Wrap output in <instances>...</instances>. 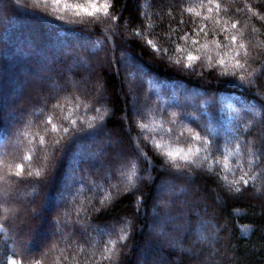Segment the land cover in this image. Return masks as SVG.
Returning a JSON list of instances; mask_svg holds the SVG:
<instances>
[{
  "label": "trees",
  "instance_id": "obj_1",
  "mask_svg": "<svg viewBox=\"0 0 264 264\" xmlns=\"http://www.w3.org/2000/svg\"><path fill=\"white\" fill-rule=\"evenodd\" d=\"M67 2L93 17L54 0H0V189H24L57 228L25 249L14 234L32 227L13 219V195H0V264H264V0ZM39 76L55 90L25 91ZM129 83L156 103L135 120ZM117 133L133 156L130 183L97 167L95 151L114 149L98 139ZM189 148L191 163L180 158ZM163 181L188 193L161 208ZM159 214L185 224V249L153 244L147 227Z\"/></svg>",
  "mask_w": 264,
  "mask_h": 264
},
{
  "label": "rangeland",
  "instance_id": "obj_2",
  "mask_svg": "<svg viewBox=\"0 0 264 264\" xmlns=\"http://www.w3.org/2000/svg\"><path fill=\"white\" fill-rule=\"evenodd\" d=\"M1 17H3L1 15ZM0 17V18H1ZM121 61L124 59L123 52L120 54ZM102 65H106V61L103 58L101 60ZM51 79H46L45 77H37L35 80L30 84L25 86V91L28 93H32L33 95L36 94L39 97V94L45 90V85L49 86V90H55V83L51 84ZM127 87V93L129 94L130 100V117L131 119L135 120L139 115H147L152 110L155 109V101L149 102L145 94L138 95L136 91L134 90V87L131 83L126 84ZM96 92L100 93V89H96ZM97 94V93H96ZM37 97V98H38ZM171 120H174V117H171ZM210 128V126H209ZM181 126L177 130V133L181 131ZM263 139V136L261 137ZM125 139L122 135L117 133L115 137H110L109 135H106L104 137H100L96 143L95 146L101 147L102 144L105 142H108L109 145L114 149H111L112 154L109 158H106L103 154V151L96 150V155L98 156L99 162L97 163V167H105V174H103L104 177H108V171H114L116 175H118L119 180L121 181L120 177L123 178V180L127 183L129 182V167L130 162L133 158L131 156L130 147L126 145ZM100 142V143H99ZM130 154V155H128ZM264 162V161H263ZM96 165V164H95ZM101 165V166H100ZM264 166V163H263ZM107 169V170H106ZM107 172V173H106ZM127 183H125L127 185ZM161 186L157 190V199L156 203L160 204V207L163 208V205L165 206L168 202H173L176 200L177 196H181L182 194L188 193V189L182 190L180 192H177V186L175 183L170 182L169 184H166V181L161 182ZM187 186V185H186ZM188 187V186H187ZM260 190L261 194H263L264 198V186L261 187ZM256 192H258L256 190ZM11 188H5V190L0 189V195L2 199L7 201V195L11 194L13 195V203L11 206H9V212L12 213L13 219H17L18 223H24L27 222L28 225L32 227L31 232H29L27 235H22L21 233L15 232V237L21 242V245L28 249L30 246H32L35 243H39L37 246V249L41 248L43 245L44 239H51L54 235V230L57 228L54 227L51 224H43V214L46 211V205L41 203V206L39 208H33L32 206H27V200H28V192H26L24 189L15 192V194H12ZM33 213V214H32ZM35 213V216H34ZM153 212L151 211L150 214ZM33 215V216H32ZM168 216V217H167ZM37 217V218H36ZM34 220V221H33ZM67 219L61 218V222L65 223ZM181 223V222H180ZM174 224L180 225L178 228L173 229ZM182 225H185L184 223ZM179 222H174L171 218H169V214H159L157 215L153 221H150L147 227L148 237L152 239L153 244L158 243L161 246H167L172 247L175 245L177 250H183L186 247H184V241L183 238H181L182 233L184 232V227ZM210 230L211 228H214L213 224H210ZM124 227V223H122L119 227L116 228H110L109 232H115L119 233V230ZM171 227V228H170ZM68 231L66 232L64 230L62 237L66 238L71 233L74 232L75 226L68 225L67 226ZM77 234L79 236H84V238L89 237L92 233L85 230L84 226L77 225ZM180 231V232H179ZM180 233V234H179ZM96 232H94V235ZM212 233H209V236L219 237V235L216 233L215 235H211ZM40 239H43L40 241ZM53 239V238H52ZM179 239V240H178ZM194 238L191 242H194ZM40 241V242H39ZM211 243V241H210ZM191 244V243H190ZM193 244V243H192ZM20 245V244H19ZM208 247H201L199 254L203 255L204 258H206V254L210 253V251H214L215 246L214 245H208ZM222 249V247H220ZM223 250V249H222ZM142 253V252H141ZM139 253L137 255V261L144 260L145 257L142 256L144 254ZM147 259V260H146ZM145 260L148 263H154V264H167L164 260H161L160 262H153L151 258H146ZM139 264V263H138Z\"/></svg>",
  "mask_w": 264,
  "mask_h": 264
},
{
  "label": "snow or ice",
  "instance_id": "obj_3",
  "mask_svg": "<svg viewBox=\"0 0 264 264\" xmlns=\"http://www.w3.org/2000/svg\"><path fill=\"white\" fill-rule=\"evenodd\" d=\"M62 2H63V4H64V9H65V10H67V9H72V8L75 7V8L81 9V10H82L83 12H85L89 17H93V15H94L93 12H88V10H87L86 8H83L81 5H75V6H74V5H72V4H69V3L67 2V0H54V3L57 4V5L61 4ZM211 2H212V0H209V3H211ZM92 8H93L94 11H95V10H96V5L93 4V5H92ZM216 8H217V9L220 8V5H219L218 3L216 4ZM208 10H209V11H212L211 8H209ZM186 11H188L189 13H191V12L193 11V9L189 8V9H186ZM195 14H196L197 16L200 15L199 12H196ZM76 15L79 16V15H80V11H77V12H76ZM97 19H98V17H97ZM232 27L235 28L236 25L233 24ZM232 41H233V42L236 41V37H235V36L232 37ZM148 43L151 44L152 41H148ZM244 47H245L244 44H240V48H244ZM237 54H239V53H237ZM187 59H188L189 61H192V60H196V59H198V57H195V56L189 54V55L187 56ZM177 62H179V61H177ZM235 66H236L237 68H243V67H244V64H242L239 60H236V64H235ZM241 79H243V77H241ZM54 107H59V105L54 106ZM49 122H51V121H49ZM72 123L74 124L75 121H73ZM54 130H55V129H54ZM63 131H64V133H68L69 129H68V128H64ZM181 135H183V133H181ZM61 139H63V137H62ZM177 139H179V137H178ZM192 139L199 140V139H201V137L199 136V134H197V135H195L194 137H192ZM42 142H43V141H42ZM55 143H56V144H59V143H60V140H56ZM199 151H200V149H196V153H197V154L199 153ZM248 151H249V155H253V153H252V151H251L250 148H249ZM191 154H192V150H191V148H189L188 153L184 154V155H183L182 157H180V158H182L185 162L191 163V161L189 160V155H191ZM167 155L170 156V157H172L173 160H175L178 156H180V153H176V155H173L172 152H169ZM29 159H30V158H29ZM207 159H208V157H205V160H207ZM18 168H20V172L23 171V168H22L21 166L18 165ZM20 172H17V175H18V176L20 175ZM29 174H31V173H29ZM36 174L39 175V172H37ZM0 179H2V177H0ZM242 179H243V177H242ZM244 183L247 184V180H245ZM121 238H122V237H121ZM110 258H111V256L105 257V259H110ZM11 264H16V261L13 260V261L11 262ZM37 264H39V261H37Z\"/></svg>",
  "mask_w": 264,
  "mask_h": 264
}]
</instances>
